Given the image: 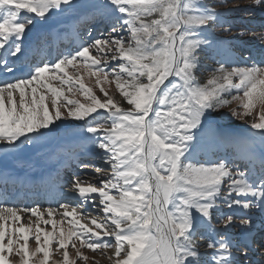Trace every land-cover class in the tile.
<instances>
[{
    "label": "snow or ice",
    "instance_id": "obj_1",
    "mask_svg": "<svg viewBox=\"0 0 264 264\" xmlns=\"http://www.w3.org/2000/svg\"><path fill=\"white\" fill-rule=\"evenodd\" d=\"M251 4L264 10V0ZM72 7L74 0H0V160L36 147L74 119L84 122L82 135L103 152L111 174L99 184L74 178L75 206H0V264H49L54 251L62 258L52 264H90L83 249L99 251L109 264H251V253L264 264V242L253 248L249 215L264 214V150L258 155L255 144L256 137L264 144V62L226 66L218 60L200 81L202 53L225 43L212 30L223 27L227 15L205 0H101L96 10L106 33L51 58L46 37L33 43L29 35L37 23ZM239 34L264 46V32ZM80 65L104 99L85 85ZM104 83H114L129 107L116 103ZM64 86L89 103L69 98ZM226 107L258 130L253 139L205 136L214 114ZM228 142L243 163L212 158ZM199 153L209 158L201 162ZM87 204L103 218L92 216ZM21 213L31 214L27 223ZM237 220L242 235L234 240L227 233ZM198 235L210 251H200Z\"/></svg>",
    "mask_w": 264,
    "mask_h": 264
},
{
    "label": "rangeland",
    "instance_id": "obj_2",
    "mask_svg": "<svg viewBox=\"0 0 264 264\" xmlns=\"http://www.w3.org/2000/svg\"><path fill=\"white\" fill-rule=\"evenodd\" d=\"M100 2L101 0H74V7L66 9L64 12L54 13L46 24L37 23L29 35L30 41H32L36 37L49 35L50 33H52L53 35L54 31L66 29H70L71 31L72 27L76 29L75 32L73 30L74 34H72V36L75 35L81 41H87L91 37L101 36L102 33H106L105 31L107 30V24L102 21L99 13L96 10V5ZM205 2L211 4L219 12H226L227 15L223 17V20L226 21L223 27L217 26L212 30L214 37L217 40L223 41L225 43H223L218 49H208L204 53H202V67L197 74L200 81L204 82L208 78L210 69L218 67V65L216 64V61L218 60L223 61L226 66L232 65L233 62L240 64L241 66H243L244 63H251L253 61L257 63L264 62V46H261L257 41L253 40L246 34H239L241 29L264 32V10L253 6L251 4V0H227V3L222 2V0H205ZM237 5L239 7H237ZM88 17L92 18L89 19ZM95 26L97 28H94ZM228 27H231V31L224 30ZM79 39L76 38V40ZM74 42L75 40L73 41L72 46L79 45L80 43L79 42L78 44H74ZM61 51H63V49ZM245 57H249L250 59L245 61ZM79 69V75L83 77L85 85L91 87L93 89V92L97 96H99L101 99H104L102 93L99 91V86L96 85L95 77H89L82 65L79 66ZM68 71L70 74H75L72 68H69ZM52 83L54 85L59 84L58 81H52ZM64 87L65 95H67L69 98L80 100L81 103H89V101L85 97H83L80 92L75 90V88L73 89V94L67 92V86ZM76 87H78V85ZM103 87L109 93V95L113 97L114 101L121 107H129V105H127L126 101L120 95L119 91L116 89L114 83H104ZM231 107L236 108L237 104L233 103ZM214 117L215 118L212 121V127L205 132L206 137L210 138L214 134H221L230 139H253V134L258 131L251 129L247 120L241 121L238 118L231 116L230 108L227 107L220 109L217 113L214 114ZM83 125V121H77L74 119L65 121L61 125V127L56 130V132L52 133L47 139L41 141L36 147L26 146L23 151L18 152L15 156H10L7 160H0V170L11 171L14 174L20 173L22 175L24 173L39 174L47 167L53 166L56 162H63L65 159H67L69 155L68 151H70L71 149H80L84 154L90 151L92 153H95V155L93 156L99 157L98 159H105L103 152L95 149L85 138V136L82 135ZM255 144L257 148V154L259 155V153L264 150V144H261L258 137L255 138ZM217 156H224L230 160L236 159L238 163H243V161L238 160L237 148L230 142L224 143L216 149L215 153L212 155V158L215 159ZM196 158L201 162H204L209 158V155L199 153ZM92 160L93 159H84L83 161H85L86 164L94 165L95 167H78V169H81V171L77 173V175L79 174L77 177H81L80 179L82 180L88 178L89 180L87 179L85 181L99 184L100 178H108L110 176V167L109 165H105V163H103V165H101L100 163L92 164L94 162ZM95 168H100L102 171L100 173H97L95 171ZM74 178L76 177L72 176V179L69 177H64V179L62 178L58 185L62 186L64 180L66 184L68 182V186L70 187V182ZM69 193L74 192H72L70 189ZM77 203H79V201H71L69 204L75 206ZM85 207H87L92 216H95L97 219L103 218V213L99 212L98 209L93 208L91 204H87L85 205ZM20 208L32 207L25 205L20 206L17 209ZM40 208L41 210H43L48 207L40 206ZM60 211L62 212V210ZM77 211L79 212L81 211V209L78 208ZM223 211L227 213L229 210L225 207ZM21 215L22 217H24V222L27 223V217L31 214L21 213ZM249 215H253L254 217L255 227L252 232V238L253 233L256 232V242H254L252 246L253 248H256L258 243L264 242V239H261V236L262 238H264V214L256 211L254 213H249ZM55 218L57 220H60L59 215H57ZM31 219L34 231L35 221L37 218L32 217ZM44 219H48L47 213H45ZM81 223L89 224V220L81 219ZM213 223L218 230L222 228V225L217 224L215 220L213 221ZM11 224V219H9V225L11 226ZM16 226L18 227L19 224H17ZM62 226L64 227L65 231H67L70 227L66 220L64 221ZM40 227L46 228V230L48 231L52 230L50 225L46 227L42 222L40 224ZM227 234L231 235L234 240L240 238V236L242 235V229L240 228L239 220H237L236 225L231 228ZM205 235H207V233H205ZM196 239L200 245L201 252L210 251L206 248V240H200L199 235ZM34 247V243L32 242V240H30V250ZM69 251L71 258V255L73 254V250L71 249V247H69ZM83 251L86 255L89 256L90 264H92L93 260L99 261V264H109L107 258L100 255L99 251L97 253H93L88 249H83ZM39 255L42 256V254ZM61 258L62 257H60L59 253H56L54 251L53 255L50 257L49 264H52L53 260ZM260 258L261 257L256 253H251L249 256L251 264L255 263V260L259 261ZM242 259L243 258H240L241 261ZM77 264H82V262L78 261ZM238 264H240V261H238Z\"/></svg>",
    "mask_w": 264,
    "mask_h": 264
},
{
    "label": "bare ground",
    "instance_id": "obj_3",
    "mask_svg": "<svg viewBox=\"0 0 264 264\" xmlns=\"http://www.w3.org/2000/svg\"><path fill=\"white\" fill-rule=\"evenodd\" d=\"M89 19L92 18V17H88ZM75 25V24H74ZM64 27V26H63ZM73 30L74 28L72 27L71 31L69 32H66V30H60V31H54L53 32V35H51L54 39V45L56 48L60 47V41L63 40L64 42H67V44H69V40H68V36L69 34H73ZM74 36V35H73ZM80 41L79 40H75L74 44H78ZM49 47V45H47ZM70 49V48H68ZM67 49V50H68ZM69 152V151H68ZM71 158H67L65 159V161H71L70 160ZM99 162H103V163H106L105 160H100ZM48 163V162H47ZM70 164V163H69ZM78 170V169H77ZM75 171V172H79L78 171ZM79 175V174H78ZM77 174L75 175L76 177L78 176ZM81 178V177H80ZM15 179L17 180H21L23 181L24 183L26 182H29V181H32V182H36V181H44L46 179H49V175L45 174V175H41V176H37V175H23V176H17L15 177ZM84 179V178H83ZM88 178H85L84 180H87ZM0 180H4L5 181V177L3 175H0ZM89 180V179H88ZM5 189V185L4 186H0V192L1 191H4ZM7 189V188H6ZM13 191H16V189H13ZM3 204L0 203V206H2ZM6 206H10V205H6ZM13 207V206H11ZM30 214V213H29ZM261 236V235H260ZM260 256V255H259ZM257 257V256H256ZM261 260V258H260ZM260 260H255V263L253 264H260ZM259 262V263H258Z\"/></svg>",
    "mask_w": 264,
    "mask_h": 264
}]
</instances>
